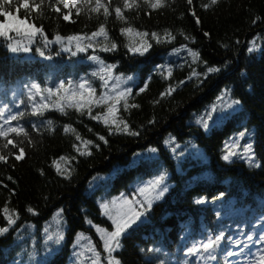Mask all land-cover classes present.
Instances as JSON below:
<instances>
[{"label": "trees", "instance_id": "trees-1", "mask_svg": "<svg viewBox=\"0 0 264 264\" xmlns=\"http://www.w3.org/2000/svg\"><path fill=\"white\" fill-rule=\"evenodd\" d=\"M32 2L29 0L30 6ZM207 4L210 0H193L192 5L187 0H167V6L159 10L141 4L138 10L124 12L127 23L114 14L107 20L102 14L86 15L84 11L77 16L75 9L65 21L62 13L68 10L62 5L60 13L47 4L37 11L20 6L17 12L21 0L5 6L11 13L7 17L10 27H16L12 17L26 19L20 25L22 30L31 24L42 26L48 40L54 41L57 34L90 37L103 23L108 43L114 41L118 47L102 51L106 43L103 37L92 38V47L85 52H77L75 42L45 44L39 36L30 43L23 32H11V41L0 38V108L7 109L0 124L9 115L23 113L22 118L4 127L22 125L29 132L28 138L15 133L8 137L24 149L22 160L15 159L18 148L9 145V149H2L8 161L0 162V227H8L2 212L5 206L19 218L0 236V264H24L34 257L39 260L37 264H75L77 256L81 257L80 264H91L93 257L86 255H94L90 249L100 251L102 264H108L95 227L112 230L100 207L104 198L138 195L140 186L162 174L168 191L153 202L142 222L121 238V247L112 254L120 264H207L209 253L201 249V258L200 253L187 254L188 249L221 234L224 238L212 253L215 259H208L211 264H256L255 254L264 250L259 239L264 235V0H218L208 8L201 6ZM114 6L122 7V0H113L110 9ZM193 10L199 24L191 14ZM256 17L262 19L253 23ZM129 26L149 33L144 39L152 48L145 55L129 51L142 39L135 32L122 35L120 29ZM165 30L176 39L160 44L151 39L152 32L163 39ZM15 41L30 51L10 52L7 45ZM249 47H254L251 53ZM188 49L199 52V58L194 61ZM91 56H99L105 65H115L114 76L133 77L121 87L133 88L128 103L139 107L125 111L122 104L117 105L116 115L139 132L138 136L115 130L110 134L109 127L113 126L106 127L81 111L65 108V115L57 110L59 97H49L44 91L30 93L31 83H39L41 89H55L61 80L66 86L71 80L75 86L82 78L91 81L96 97L109 91L92 75L100 70V64ZM209 66L220 71L205 78ZM169 68L172 75L166 79ZM145 83L147 89L136 94ZM169 86L175 87V92L161 97ZM41 96L47 99L41 100ZM233 100L240 104L229 107ZM34 104L48 107L42 115H33ZM91 110L97 115L106 108L93 105ZM48 120L52 121L51 129ZM65 125L75 128L82 140L93 141L87 146L91 155L76 151L73 145L80 146L81 151L85 148L75 134L64 132ZM4 143L0 137V146ZM248 144L259 166L250 165L248 156H242ZM230 152L237 155L225 161L223 157ZM62 156L68 162L60 161L61 170L67 169L70 179L59 175L53 163ZM54 229L63 231L61 243L48 241L42 246L43 235ZM37 248L45 255L40 256L42 251ZM241 248L244 251L240 255H227Z\"/></svg>", "mask_w": 264, "mask_h": 264}, {"label": "snow or ice", "instance_id": "snow-or-ice-1", "mask_svg": "<svg viewBox=\"0 0 264 264\" xmlns=\"http://www.w3.org/2000/svg\"><path fill=\"white\" fill-rule=\"evenodd\" d=\"M218 2V0H210V4L207 5H201L204 8H208L211 5H215ZM113 0H39V3H35V0H33L31 6L29 3V0H21V5L16 7V11L18 12L20 10V6H22L26 11H37L40 10L41 7L45 4H47L48 7L52 8L53 11L60 13L61 8L60 5L63 6L64 9H67L68 11L66 13H62L63 19L65 21L70 20V17L72 15V9H75L76 15L79 16L82 11L86 15L90 13H95L97 15H103L105 20L107 18L114 14L117 19H120L127 23V17H125L124 12L125 11H133L138 10L141 7V4L146 5L148 8L152 10H159L167 6V0H122V7L121 6H114L110 9V5H112ZM188 5L193 4V0H187ZM12 0H0V16H4V20H0V38H3L5 40H13V37L10 35L11 32H15L16 35H21L23 32V35L27 36L29 42L31 43L37 36L43 39L45 44L49 43H59L64 44L67 42L69 45H71L73 42H75V47L77 52H85L88 48L92 47V43L90 42L92 38L96 37H103V40L106 42L105 46L101 49L102 51H115L117 50V44L114 41L109 42V36L106 31L105 24H100L98 26V29L91 33V36H82V35H72L68 37L61 36L57 34L55 36L54 41L48 40L47 35L45 34L43 27H37L35 24L29 25L27 29H21L20 25H23L26 23V19H18L17 17H12V20L15 21L16 27H10L11 21L7 19L11 15L9 11L5 9L6 5H11ZM39 14H43L40 12ZM194 17H196V13L193 10L191 13ZM261 17H256L253 23H255L258 20H261ZM74 22V21H73ZM196 23L199 24L200 20L198 17H196ZM120 32L122 35L124 34H132L135 32V35L138 37H141V42L135 46V47H129V51L132 52L134 55H145L151 48L152 43L149 42L148 39H144L146 37H149V33L147 32H139L134 30L132 27H124L120 29ZM205 36H208V33L204 34ZM151 39L154 40L157 44L165 43V42H171L172 40H175L176 37L171 33L169 30H165L163 39L161 36L156 33L152 32L150 34ZM185 39H189V37H185ZM194 40V38H192ZM89 41L86 44L82 45V41ZM255 42H253V45ZM19 41H15V43H8L7 47L12 53H18L20 51L28 52L30 49L28 47L20 48ZM186 47V46H185ZM65 51H71V47H65ZM254 50V47H249L247 51L251 53ZM189 53L193 57V60H197L199 58V52L193 51L192 49H188ZM75 55V53H73ZM40 55L43 56V51L40 52ZM91 60L96 61L98 64H100V70L97 72H93L92 75L98 77L101 81V87L105 89H109V91L103 92L99 97H96V88L93 87L90 80L82 78L80 82L75 84L73 86V82L71 80L67 81V86L65 84V81L61 80L58 84V86L53 88H45L41 89V86L39 83H31L29 87L30 93L32 90H35V94H40L42 91L46 92L49 97L51 96H57L59 97V100L65 101V103L61 104L59 103V100L57 101V110L67 114L65 112V108H74L77 111H81L82 114H87L90 116L93 120H98L102 122L106 127H109L110 125L113 127H109L110 134L115 132L124 133L131 136H138L139 132L134 131L131 129V126L127 123L125 120H118L117 119V112L119 111L117 105H121L124 108L125 111L128 110L129 107H139V105L132 104L129 105L128 98L133 95V88L132 87H121L123 84H127L129 80H132L133 77H123V75H113V69L115 68V65H105L104 62L100 59L99 56H91L89 57ZM50 59V57H49ZM205 64L207 62H204ZM220 68L218 67H207L206 73H204L205 78L207 74L219 72ZM172 70L171 68L168 69L167 77L166 79L171 77ZM193 75L199 76L198 73L193 72ZM192 77L190 76L189 79ZM111 83V87L109 88V83ZM183 83V82H181ZM148 85L147 83L144 84L143 87L139 88L138 92L136 94L142 93L147 89ZM63 90V92H62ZM176 88L173 86H169L168 89L161 93V97L165 95H171L173 92H175ZM111 93V94H109ZM35 94L32 95V99H35ZM47 97L41 96V100H45ZM158 102V101H157ZM239 100H233L229 107L232 105H239ZM95 105L96 107H105L106 110L102 113H98L97 115H92V106ZM48 107L47 104H34L33 105V115H42L43 111ZM87 108V112L84 113L83 110ZM215 108H212L211 111H215ZM7 109L0 108V118L4 117L5 112ZM23 113L13 114L9 115L7 119H5L4 124H10L11 121L18 120L19 118H22ZM209 119H211V116L209 115ZM155 121H150V123H154ZM4 124H0V137H3L5 140V143L0 146V162L7 163L8 156H6L2 149H9V145H12V148H18L19 154L15 155L16 160H22L24 158V149L22 147H19L18 144H14L12 139H9L10 133H15L16 136H23L25 138L29 137V132L21 125L18 127H9L5 128ZM48 127L51 129L52 127V121H47ZM122 125V126H121ZM35 127V125H33ZM203 127L205 129L208 128L207 122L203 123ZM64 132L65 133H73L75 134V139L77 141H80L81 144L84 146L85 150L81 151V147L77 145H73V147L76 149V151L80 155H91V151L88 150L87 146L93 144V141L91 140H82L79 133L76 132V129L73 128L71 125H65L64 126ZM91 131V129H89ZM245 133H240V136L243 137ZM99 139L104 141V143H107L108 141L105 139L104 136H99ZM96 147H99V145H96ZM152 152H155L156 149H151ZM245 151L249 153L248 160L250 165L253 166H259L255 165L254 163V155H252V145L248 144ZM9 154H11V150H9ZM237 153L230 152L229 154L225 155L223 159L225 161H229L231 156H235ZM60 161H67L66 157H60L58 161H54V165L56 167V171L59 175L65 176V178L70 179L71 173L65 170H61ZM9 180L12 179V177H8ZM165 176L162 174L159 177L155 178L153 181L149 182L147 186L140 187L138 189V195L140 198H136V194L133 195L132 198H129L128 196H125L121 194V197L113 199L109 205V203H102L100 205L102 211V214L105 215L110 221L112 230L109 231L107 228H103L99 225H96V230L100 234L101 239L103 241V247L104 250L108 254V264H120V261L116 259L112 254L117 249L121 247V238L126 234L130 229H132L134 226H136L139 222H142V219L146 217L147 213L151 210L153 202L155 200H158L163 197V195L168 191L167 185L164 183ZM155 193V195H153ZM196 203H204L203 200H197ZM29 212H34L32 208H28ZM2 212L4 214V218L7 220L8 227H0V236H3L4 234L8 233L9 227L14 225L16 223V219H18V214L9 212V208L5 206L2 209ZM15 217V218H14ZM91 224L92 222L89 221ZM223 235H217L215 238L209 236L207 239V242L201 243L199 246H193L188 249L189 255H197L201 252V249L205 253H209L208 259H215V256L212 255V253L216 250L217 247H219L220 241L223 239ZM49 240H52V237H48ZM260 241L264 242V235L259 237ZM63 240V235L58 236L53 242L55 244H59ZM248 240L252 241L253 237L248 236ZM239 244V242H237ZM247 247V245L245 246ZM91 251H94V249H90ZM244 251L243 248H241L240 252H231L229 251L227 253L228 256L233 255H240ZM261 252H264V250L258 251L255 255L257 256L256 264H264V254H260ZM95 259L92 261V264H97V261L99 260L100 254L98 252H94ZM203 258V257H201Z\"/></svg>", "mask_w": 264, "mask_h": 264}, {"label": "rangeland", "instance_id": "rangeland-1", "mask_svg": "<svg viewBox=\"0 0 264 264\" xmlns=\"http://www.w3.org/2000/svg\"><path fill=\"white\" fill-rule=\"evenodd\" d=\"M235 143L236 142H232L231 143V145L232 146H235ZM250 154L249 153H247L246 151H245V153H243L242 154V156L243 157H245V156H249ZM154 180V179H153ZM153 180H151V181H153ZM151 181H149V182H151ZM148 182V183H149ZM148 183H145L144 185H142V186H140V187H144V186H147V184ZM139 187V188H140ZM138 188V189H139ZM123 195H125V194H123ZM153 195H155V193H153ZM125 196H128V195H125ZM118 197H121V196H115V197H112V198H104V200H103V202L102 203H109V205H110V207H111V204H110V202L113 200V199H115V198H118ZM129 198H132V197H130V196H128ZM136 198H140L139 197V195H136ZM48 228V226L47 225H44V230H46ZM103 228H105V227H103ZM111 231V230H110ZM60 235H63L64 236V233H63V231L62 230H60V231H58L57 229H54L50 234H48V233H45L44 235H43V239H42V246L46 243V242H48V241H54L58 236H60ZM48 237H52L53 239L52 240H49L48 239ZM61 243V242H60ZM47 248H49L48 247V245H47ZM37 250L38 251H42V249L40 248H37ZM94 252H98L99 254H100V256H99V260L97 261V264H102L103 263V259H102V254L100 253V251H98V250H96V249H94ZM41 253H44V255H45V252H40V256H42L41 255ZM49 253H52V251H47V254H49ZM87 256H91V257H93L92 258V260H91V264H92V261L95 259V254L94 255H92V254H86ZM203 256V253H200L199 255H198V257H202ZM106 257H107V259H108V255H106ZM35 259V257L34 258H32L31 260H25V262H24V264H37L38 262H39V260H34ZM74 263L75 264H80L81 263V257L80 256H77L75 259H74ZM206 263L207 264H211V261L210 260H206Z\"/></svg>", "mask_w": 264, "mask_h": 264}, {"label": "bare ground", "instance_id": "bare-ground-1", "mask_svg": "<svg viewBox=\"0 0 264 264\" xmlns=\"http://www.w3.org/2000/svg\"><path fill=\"white\" fill-rule=\"evenodd\" d=\"M239 208H237V210H238ZM240 210V209H239Z\"/></svg>", "mask_w": 264, "mask_h": 264}]
</instances>
